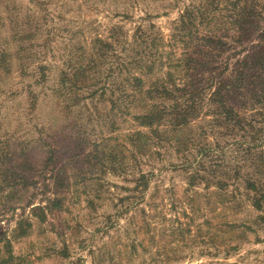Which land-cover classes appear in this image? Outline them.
Wrapping results in <instances>:
<instances>
[{"label":"rangeland","instance_id":"1","mask_svg":"<svg viewBox=\"0 0 264 264\" xmlns=\"http://www.w3.org/2000/svg\"><path fill=\"white\" fill-rule=\"evenodd\" d=\"M203 3L208 0H0V264H264V209L251 203L260 198L259 187L254 192L244 183L250 170L238 177L224 168L214 173L220 161H211L227 152L224 165L237 168L239 134L202 136L200 128L212 118L204 109L183 132L193 139L186 148L166 143L137 154L129 135L148 130L111 112L108 91L90 97L108 81L73 95L59 84L61 73L69 72L67 58L87 61L91 42L106 39L113 27L120 28L113 60L131 61L125 49L140 28L158 38L162 61L177 66L202 42L186 49L170 40L174 24L186 8ZM224 16L213 13L222 22ZM254 27L239 45L231 43L235 35L227 26L223 42L229 47L204 50L213 56L198 76L206 96L231 78L237 58L263 44L264 16ZM157 65L151 80L169 70ZM170 71L176 80L183 77L181 66ZM253 83L242 96L258 102L253 95L264 94V82ZM233 98L228 103L243 112ZM199 148L210 150L199 156ZM191 164L206 170L204 179L189 181L196 170ZM59 168L64 178L56 181ZM140 174L149 175L148 187L133 191ZM226 179V186H217Z\"/></svg>","mask_w":264,"mask_h":264},{"label":"trees","instance_id":"2","mask_svg":"<svg viewBox=\"0 0 264 264\" xmlns=\"http://www.w3.org/2000/svg\"><path fill=\"white\" fill-rule=\"evenodd\" d=\"M221 3L224 5L223 8L220 6ZM215 12H226L224 16L226 21L222 22L218 18L217 20L213 18ZM263 16L264 0H208V3L186 8L174 24L170 40L179 39L186 49H190L195 41H201L202 45L196 49L192 48V51L186 50L182 59L176 62L175 67L166 62L168 59L162 61L163 57L156 49L159 43L158 38L150 39V36L145 35L140 28H137L136 39L130 50L124 48L129 54L126 58L131 61L124 64L122 61L120 63L119 59L113 60L117 58L114 45L120 42V38L116 36L120 28L113 27L109 30V36L106 39L96 37L91 42L92 53L89 54L87 61L77 56L67 58L69 65L66 69H69V72L61 73L59 84L67 93L73 95L79 90H87L89 87L94 88L102 84V79L105 82L108 81L109 84L106 87L109 90L103 83V86L90 94V97L99 92V97H102L108 91L111 112L118 113L121 117H131L137 123L138 128L148 130L147 134L134 131L129 135L131 146L137 154H145L149 146L157 145L160 148L166 143L170 146L174 144L177 149L186 148L189 143L193 142V139L190 138L189 133L183 135V132L187 131L189 126L194 125L196 119L201 120L199 117L201 111L207 109L204 113L210 111L212 118L206 119L205 126L200 128L202 136L212 132L222 138L227 133L231 135L235 132L241 138L235 143L237 149L235 153L239 155L235 159L240 165L230 170L222 160V158L225 159L227 152L215 153L216 156L211 161L215 163L219 159L220 163L214 164V173L217 171L222 173L220 169L224 168L226 172L230 171L232 175L238 177L241 175L240 171L250 170L244 183L249 190L254 192L258 191L259 187L260 198H252L251 203L253 209L261 211L264 209V148H262L264 144V113L262 112L264 94L254 93L256 95L253 96L258 98V102H255L251 96L248 98L242 96V92L254 86L253 80L264 82V30L260 35L263 44L257 47V52L241 59L237 58L230 70L231 78L220 80L208 96L204 94L205 90L199 88L198 76L202 68L208 67L213 62L212 54H205L204 50H207L206 52L218 50L219 52L229 47L223 42L225 41L224 35H228L227 26L235 35L231 38V43L240 45L251 37L253 28L254 30L256 28L254 27L255 20ZM201 28L205 29L206 34H200ZM220 31H226V33L221 35ZM169 45L172 46L170 43ZM156 61L159 67L160 65L165 66L169 70L165 72L161 70V77L151 80L150 77L154 76V71L158 67ZM180 66L184 74L183 77L178 76L176 80L170 70L180 68ZM224 69H228L227 64ZM39 70L44 72L46 69L40 67ZM122 74H126V77L121 78ZM41 78L46 80V74H41ZM30 95L32 99H35L31 92ZM233 95L235 96L233 99H237L238 108L243 112L236 110L228 103ZM71 100L73 106H76L79 101L77 96L72 97ZM256 106H260L259 110L254 108ZM135 110L136 113H132ZM138 110L139 113H137ZM204 116L207 117V115ZM111 126L115 129V120L112 121ZM219 129H222L223 133L222 131L217 132ZM209 150L210 148H199L197 154L203 156ZM113 157L116 158L115 155ZM189 167L196 169L189 175L191 182L200 177L203 178L200 173H207L205 169L199 168L198 164H196L197 168H194L192 164ZM57 175L56 181L64 178L62 168L57 169ZM148 176L140 174L133 191L139 188L142 192L145 191L148 187ZM1 180L3 183L6 181L3 178ZM227 180L229 179L217 182V186L223 188Z\"/></svg>","mask_w":264,"mask_h":264}]
</instances>
